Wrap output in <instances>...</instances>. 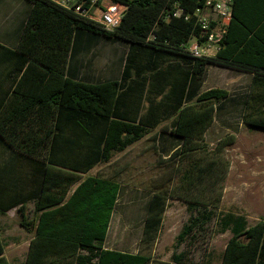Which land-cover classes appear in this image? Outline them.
Returning <instances> with one entry per match:
<instances>
[{
    "label": "trees",
    "instance_id": "1",
    "mask_svg": "<svg viewBox=\"0 0 264 264\" xmlns=\"http://www.w3.org/2000/svg\"><path fill=\"white\" fill-rule=\"evenodd\" d=\"M25 1L29 10L17 46L0 45V57L17 62L10 90L0 98V216L15 208L21 226L33 232L23 264H148V255L103 246L121 186L111 177L83 175L171 116L170 127L162 125L152 135L155 141L179 142L167 160L205 153V132L228 99L225 89L210 88L186 103L191 81H201L208 66L252 74L242 122L264 130V39L255 57L238 50L242 41L232 37L235 26H243L237 0L220 48L209 57H194L183 48L201 33L194 11L205 0H110L126 7L112 30L51 0ZM84 36L124 45L120 80L93 84L66 75L75 41ZM233 142L229 138L226 145ZM195 158L181 173L182 186L209 172ZM166 197L158 191L148 199L144 241L157 233ZM194 204L178 242L216 215L217 206ZM219 218L221 232H230L220 264H264V221L249 226L244 215L229 212ZM4 247L0 226V264H9ZM184 256L173 254L172 260L180 264Z\"/></svg>",
    "mask_w": 264,
    "mask_h": 264
},
{
    "label": "rangeland",
    "instance_id": "2",
    "mask_svg": "<svg viewBox=\"0 0 264 264\" xmlns=\"http://www.w3.org/2000/svg\"><path fill=\"white\" fill-rule=\"evenodd\" d=\"M14 1L17 0H0V34L6 46L13 44L9 33L15 24L10 25V17H14L16 6L21 4L20 0ZM3 6L8 7L6 13ZM18 7L19 14L21 8ZM3 15L6 20L2 19ZM86 37L92 39V42L87 40L89 46L97 41L99 46H112L118 56L123 55L125 47L122 44L106 46L107 42L101 39ZM82 42L81 38L76 39L75 46L81 47ZM231 76L227 83L226 80L220 82L230 93V98L221 102L216 118L204 136L207 144L205 153L197 151L191 158L167 160V152L177 142L167 137L155 141L152 131L125 150L115 153L108 162L97 164L83 175L111 177L121 186L104 247L148 255L151 259L148 264H177L172 255L180 253L185 255L180 264H220L230 237L229 230L221 232V214L244 215L249 226L264 221V130L251 128L242 122L249 78ZM209 83L206 76L202 90L209 88ZM165 123L168 124V121ZM229 138L234 142L226 145ZM195 157L202 159L203 166L208 165L209 172L199 182L191 186L185 182L182 186L181 173ZM210 161L213 164L209 165ZM158 191L167 196L162 221L155 236L144 241L142 230L147 201L153 192ZM198 202L217 206L216 215L206 225L196 228L193 236L178 242L177 235L189 216L195 213L191 206ZM32 209V203H29L26 209L28 219L33 218ZM20 220L14 209L10 214L0 216L5 245L2 256L9 264L24 263L33 236L31 230L21 226ZM80 253L86 254L85 251Z\"/></svg>",
    "mask_w": 264,
    "mask_h": 264
},
{
    "label": "crops",
    "instance_id": "3",
    "mask_svg": "<svg viewBox=\"0 0 264 264\" xmlns=\"http://www.w3.org/2000/svg\"><path fill=\"white\" fill-rule=\"evenodd\" d=\"M20 1L21 4L18 5L21 8L19 14L17 12L19 10V7L14 4L17 7L15 8L16 13L14 17L13 16L10 17L12 20L10 25L15 24L14 28H12L9 33L11 40H13L12 41L13 44L6 46L4 44L5 43L4 40L1 38L2 35L0 34V45L4 48L11 50L17 46L22 27L29 10L28 4L25 5L26 1L25 0H20ZM16 2H19V0H17ZM16 2L14 1V3ZM4 8H5L4 12L6 13L8 11L7 10L8 7L7 8L4 7ZM12 8L13 6H11V9ZM236 10H237V15L240 17L243 26L240 25L235 26V31L232 33V37L233 36L239 37V39L242 41V43L238 47V50H243L244 48H246V50L249 52V55L251 57H255L256 50L263 47L260 38L264 39V0H237ZM2 19L6 20V17L4 16L2 17ZM87 40H89V38L84 36L83 38H81V41H83L81 47L80 46L76 47L75 46L76 44L74 45V48L70 52V55L67 60L66 69H65L66 75L70 78L87 83H93V84L108 80H120L124 65L125 50L123 52V55L120 57L117 55V52L114 51L116 49H114V47L112 46L111 47L109 46L118 43H113V44L106 43V46L108 45L110 47L109 48V47H104V45L99 46L97 41L89 46ZM248 40L251 41L248 45L245 46L244 44ZM16 63H17L16 59L12 56L0 57V98L4 97L6 93L10 90V87L13 83V71H14V67L17 65ZM231 75L234 76L236 75V77H238L237 79H239L241 75H244L249 78L248 88L246 91L247 94L250 88V83L252 78L251 73L245 71H239L232 68L208 66L206 68L205 76L201 81H194V80L191 81L190 95L188 100H186V103L188 104L191 103L195 99V96H197L202 91H205L210 88H221L227 91L225 87H222L220 85V82H222V80H226L227 83V81L231 79L232 77ZM206 76H208L211 85H216V87L210 85L209 88L202 90ZM228 98H230L229 92H228ZM216 112L214 113V120L216 118ZM172 119L173 116L162 120L155 129H152L150 131V133L153 131L154 134L156 131H158L159 127H161L162 125L170 127V122ZM167 121L168 124L165 123ZM210 127L211 125L209 126V128ZM207 131L205 132V135ZM178 144L179 142L176 144V146L173 149H175L178 146ZM172 150L167 152L166 157H168V155ZM13 209L15 210V208H12L7 212V214H10V212Z\"/></svg>",
    "mask_w": 264,
    "mask_h": 264
},
{
    "label": "built area",
    "instance_id": "4",
    "mask_svg": "<svg viewBox=\"0 0 264 264\" xmlns=\"http://www.w3.org/2000/svg\"><path fill=\"white\" fill-rule=\"evenodd\" d=\"M61 7L86 16L112 30L120 23L125 6L110 0H51ZM233 0H205L202 8L194 11L201 27L199 35H191L183 48L194 57H209L220 48L226 32V23L231 18ZM179 11L175 14L178 15Z\"/></svg>",
    "mask_w": 264,
    "mask_h": 264
}]
</instances>
